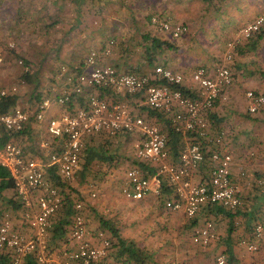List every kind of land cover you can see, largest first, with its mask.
<instances>
[{"label": "crops", "instance_id": "obj_1", "mask_svg": "<svg viewBox=\"0 0 264 264\" xmlns=\"http://www.w3.org/2000/svg\"><path fill=\"white\" fill-rule=\"evenodd\" d=\"M144 1H146L144 9L153 8L154 14L149 21H142L140 30L132 17L117 19L116 16L105 14L107 8H113L116 2L108 3L106 7L104 0H0V29H4L5 40H13L5 27V24H8L12 29L15 28L16 31L13 33L18 35V41L19 36L28 37L34 44L45 41V47L37 56L48 61L54 56L59 58L60 63L56 66L58 68L56 70L53 68L55 74L62 66L81 73L84 71V63L90 51L103 53L105 49L111 47L112 53L101 57V64L114 65L121 73L129 74H149L156 66L162 65L184 74L186 76L184 87L194 96L197 87L192 83V73L202 66L214 69L220 62L216 59L220 56L219 52L215 51L217 47L214 49L210 45L206 47L200 41L230 40L240 28L264 15V0ZM155 16L172 24H183L188 30L179 39H174L171 35L160 33L152 24V18ZM117 22L124 25L119 32L123 33L124 46L129 47V49L125 47L122 53L113 51L114 45L110 46L120 34L115 32L114 38V29L118 30L115 27ZM50 24L53 26L50 27ZM249 43L245 46L248 53L244 55H248L247 59L243 53L235 56L239 63L232 65L234 84L230 89L229 102L219 101L208 117L212 133L224 131L230 142L233 141L232 147L234 149L236 147V151L240 150V142L244 143L243 134L248 132L245 131L241 121V126L236 125L240 119V114L237 112L244 115L247 111V91H256V88L264 87L252 78L262 75L259 65L264 61V36L257 48L253 49ZM52 47L57 49L53 50ZM45 48L47 50H44ZM28 58L39 63V59L34 58L32 52L28 53ZM256 66L258 69H255ZM61 84L64 85V82L56 81L54 86ZM94 92L108 100L123 99L105 90L95 89ZM88 94L89 92L86 96ZM48 96L50 97L51 94ZM86 96L75 101L72 108L76 110L83 106ZM41 97L47 98L43 95ZM54 98L52 94L50 99ZM127 100L137 116L144 117L150 123L159 126L168 135L171 161L179 163L183 147L188 142L196 141L197 138L193 135L174 136L167 117L150 111L144 105V95L128 96ZM61 113L62 110L53 106L48 118L57 117ZM261 119L264 117L261 116ZM255 135L256 133L252 134ZM46 136L47 121L38 123L31 116L26 130L11 139L23 147L28 157L46 163V157L40 148V143ZM139 139L138 134L120 133L115 136L101 134L87 142L85 152H95V165L103 169L101 170L103 173H95V183H101L104 201L96 200L101 193L95 189L87 193L84 190L85 186H79L77 183L73 185L76 180L82 184L81 180H88L86 174H90V166L84 165L88 158L86 161L82 158L74 180H63L65 185L68 183L63 191L65 201L60 211L51 219V225L52 229L53 226L55 228L60 224L64 225L66 231L64 230L60 237L57 235L55 240L50 234L51 246L57 250L73 249V246H68L66 243V233L74 216V203L81 201L87 207V203L91 204L86 214L90 216V228L93 234L102 229L101 221L107 219V222L114 223L127 245L132 243L136 250L142 252L141 254H146L147 258L142 261L143 264H215L217 257L222 254L226 255L227 264H264V239L261 241L258 253H251L242 245L244 240L252 239L254 226L257 223H264V187L259 188L257 184V178L264 175V166L257 168L256 165H243L242 160L236 167L234 164L233 178L241 186L244 201V207L237 215H230L223 209L211 207L203 208L196 218L188 220L184 212H171L164 207L167 200L174 198L173 191L166 187L163 188L161 197L150 194L142 201H130L120 194V187H124L126 173L131 168L140 167L145 177L153 178L157 174L156 166L150 164L151 166L147 165L148 168L144 169L146 163H141L136 158V144ZM4 140H7V137H4ZM250 143L251 141L247 142L248 147ZM104 149L106 156H100L98 152ZM244 169L248 172L245 179L240 177V171ZM154 171L156 172L150 175ZM256 172H259L258 177L255 175ZM47 173L53 185H55L54 180L61 178L55 168H48ZM208 175L207 170L202 167L196 174L195 180L197 182L206 180ZM162 184L168 186L165 179L162 180ZM93 193L97 195L95 198L85 196ZM92 205H95L94 209ZM103 211L111 215L105 218ZM23 213L24 209L14 188L11 184L3 183L0 189V220L7 216L6 219L13 230L31 238L33 230L25 222ZM207 221L214 222L219 240L209 247H202L194 244L192 237L195 230ZM118 250V247L114 248L110 258L103 264H138L135 260L131 262L126 257H119Z\"/></svg>", "mask_w": 264, "mask_h": 264}, {"label": "built area", "instance_id": "obj_2", "mask_svg": "<svg viewBox=\"0 0 264 264\" xmlns=\"http://www.w3.org/2000/svg\"><path fill=\"white\" fill-rule=\"evenodd\" d=\"M152 24L160 33L174 39H179L188 30L183 24H172L157 16L152 18ZM263 30L264 15H260L240 28L227 43L224 57L216 68H197L191 75L192 83L197 87L194 96L191 91L186 94L182 89L186 81L184 74L162 65L149 74H129L121 73L112 65L101 64V57L112 53V48L108 47L103 53L92 50L81 73L62 66L54 78L64 85L54 99L42 98L34 111L18 106L6 114L0 113V168L8 172L24 209L23 218L33 230L32 237L28 238L13 230L7 216L4 217L0 220V254H11L9 264H27L29 258L36 264H103L110 258L115 240L102 229L93 234L90 216L81 201L74 203V216L66 233V243L73 249H53L50 243L51 219L60 211L65 197L64 189L51 183L48 168L57 169L62 180H74L87 142L101 134H138L136 158L158 170L153 178L145 177L140 167L128 170L122 189L126 199L142 201L150 194L161 197L162 180L165 179L174 194V198L164 203L166 210L182 211L188 220L196 218L203 208L219 206L237 215L244 207V201L241 186L232 174L235 157L226 133L213 134L208 117L219 101L227 103L230 100V89L234 84L232 65L237 48L249 43ZM113 44L111 42L110 46ZM16 50L17 43L5 40L4 31L0 30V66L5 63L6 51ZM18 65L24 74L32 72L31 65L23 59L18 60ZM95 89L121 97L144 95V105L150 111L166 116L173 132L184 137L193 135L198 140L188 142L181 151L179 163H175L171 161L168 135L159 126L137 116L127 103L95 94ZM18 92L17 86L3 89L0 98L18 96ZM84 95V105L74 110L73 103ZM246 100L250 115L264 111V93L249 90ZM53 106L62 113L48 118ZM31 116L38 123L47 121V136L40 143L46 163L28 157L23 147L11 139L26 130ZM4 137L7 140L3 141ZM207 161L210 162L208 180L197 182L196 174ZM258 162L264 165V150L252 149L242 158L243 165L255 166ZM247 176L245 169L240 171L241 178ZM257 184L259 188L264 187V175ZM96 196L95 193L91 195L92 198ZM263 239L264 223H257L252 239L244 240L242 245L249 252L258 253ZM218 240L212 221L196 229L192 237L193 243L202 247H209ZM215 264H227L226 255H219Z\"/></svg>", "mask_w": 264, "mask_h": 264}, {"label": "rangeland", "instance_id": "obj_3", "mask_svg": "<svg viewBox=\"0 0 264 264\" xmlns=\"http://www.w3.org/2000/svg\"><path fill=\"white\" fill-rule=\"evenodd\" d=\"M99 1H101V0H99ZM104 2H105L106 7L108 6V3H114V2L117 3L113 8H110V9L107 8V11L105 12V14H111L113 16H116L117 19L120 17L121 18L132 17L134 19L133 21H136V25L138 26L139 29L142 26V21H144V22L149 21V18H151V16L154 14L152 11L153 8L150 10H148L147 8L144 9V7L146 5V1H144V0H143V2L141 0H135V1H132V0H104ZM154 11H155V9H154ZM52 26H53V24H50V27H52ZM123 26H124L123 24H120L119 22H117L115 27L118 30L114 29V32H113L114 38L116 37L115 32L118 33L119 29H120V31H122ZM5 27L7 28V32H10L11 39L16 41L17 50L14 52L6 51L5 63L0 66V90L8 89V88L13 87V86H17L19 89V92H18L19 93L18 94L19 101H18L17 106H19L23 109H28V111L29 110L34 111L36 109L38 103L40 102V101H36V99H35L36 96L41 94V95H43V97H49L48 95L51 94V96L49 97V98H51L52 94L54 97L60 93L63 85L61 84L62 87L59 85L54 86L56 83V79L54 78V76H55L54 75L55 74L54 69L56 70L58 68V67L56 68V66L60 63V59L57 58L56 56H54L53 58H51V61H52V63H51V61H48V59H43L40 56H37L38 52L42 51L43 47H45V41H38V42H36V44H34V43H31V39H29L27 37V35H26L27 38H24V36H19V41H18V38H17L18 35H14V33H13L14 31H16L15 28L12 29L10 26H8V24H5ZM46 27H49V26H46ZM0 30L4 31L3 28ZM119 33L120 34L118 35V37L115 38L116 40L114 39L115 43L113 44L114 45L113 51L122 53L125 50L126 46H124L125 44L123 43V39H122L123 33L122 32H119ZM234 37L235 36H233L232 39H230V40H202L200 42H201V44H204L206 47H208L209 45L213 49H214V47H217L215 49V51L217 50L219 52L220 56H218L216 59H218V61L219 60L221 61L222 58L224 57L227 43L232 41ZM21 38H23V39H21ZM117 38H119V39H117ZM39 43H40V45H39ZM246 44L247 43L242 44L237 48L236 56L238 54H241V53H243V55L248 53V51L245 50ZM52 48H53V50L57 49L54 47H52ZM126 48L129 49L128 46ZM241 49L243 50L242 52L240 51ZM44 50H47V48H45ZM29 52L33 53L34 58L37 57L39 59V63H35L31 59L28 58ZM43 53H44V51H43ZM263 55H264V53H263ZM244 56H246L245 57L246 59L248 58V55H244ZM19 59H23L29 65H31L32 72L30 73V76L28 78V79H30V81H27V79L24 78V76H25L24 70L18 65ZM45 61H47V62L44 64ZM236 63H239V62L236 60V57H235L234 64H236ZM251 64H253L252 60H251ZM259 68H260V71L262 72V75H260L258 78H255V77H252V78L259 85H264V61H263V63H261L259 65ZM255 69H258V67L256 66ZM53 82H54V84H53ZM52 89H55L56 91L53 92ZM256 91L264 93V87L263 88L258 87V88H256ZM121 101L128 104L127 97H123V99ZM237 114H240V119H238V121H237V123L239 125L237 123H236V125L238 127L241 126V124H240V121H241V123H243V126L245 127V131H248V132L246 134H243L244 136L242 139H243L244 143H242V141L240 142V146H239L240 150L239 151L238 150L236 151V147H235V149H234V147H232L233 141L230 142L229 137L227 136V139H228L229 144H230V148L232 147L231 151L233 152L234 157H235V167L237 164H240L242 158L244 157V155L246 153H248V151H250L252 149L264 150V119H261V116L264 117V111L258 115H254V116L250 115L248 113V111H246L244 115H242L241 112H237ZM254 133H256V135L252 136V134H254ZM232 137L233 136H231V139H232ZM249 141H251V143L249 144L250 146L248 147L247 142H249ZM105 147H107V144L105 145ZM98 153L100 156H103V155L106 156V150L105 149L98 152ZM94 155H95V152H94ZM88 157H89V153L85 152L83 160L86 161V159ZM99 160H101V159H99ZM99 164H101V163L99 162ZM241 164H242V162H241ZM257 164H258V165H256L257 168L264 166V165H261L259 162ZM248 166H252V165H248ZM257 168H253V169H257ZM101 170H103L101 168V166H98V165L96 166L95 161H93L92 165H90V169H89L90 174L89 173L86 174L88 180H81V181H83V184L79 183L76 180V182H74L73 185H75L77 183L79 186L80 185L85 186L84 190L87 193H89L90 190L95 189V191L101 193V195L97 196L96 200L97 201H100V200L104 201L103 200L104 199L103 198L104 193L101 190L102 188H100L101 183H95V173H99V174L103 173V172H101ZM85 172H87V171H85ZM104 173H106V172H104ZM258 173L259 172H256L255 175L257 176ZM84 177H86V176L84 175ZM79 179H81V177ZM258 179L259 178H257V180ZM62 181L63 180H61L60 182H62ZM101 181L103 182V179ZM63 183L66 184L65 181H63ZM67 185H68V183H67ZM122 188L123 187H120V190H119L120 194H122ZM85 196L91 197V195H85ZM87 205H88V207L86 206V210H89V207H91L90 206L91 204L87 203ZM93 207H95V205H92V208ZM103 212H105V211H103ZM110 215H111L110 213H108V215H107L105 212L104 217L107 218V216H110ZM105 221H107V219H105Z\"/></svg>", "mask_w": 264, "mask_h": 264}, {"label": "trees", "instance_id": "obj_4", "mask_svg": "<svg viewBox=\"0 0 264 264\" xmlns=\"http://www.w3.org/2000/svg\"><path fill=\"white\" fill-rule=\"evenodd\" d=\"M263 36H264V31H262L259 34L255 35V37L251 39V41H250L249 44L252 45L253 49L254 48H257L259 42L262 41ZM29 76H30V74H25L24 78L27 79V81H30V79H28ZM182 89H184V92L186 94H190V91L187 90L185 87L182 88ZM35 99H36V101H41L42 97H41V95H38ZM18 101H19L18 96L8 97V98H0V113L1 114H6V113L10 112L12 109H14V108L17 107ZM172 133H174V136L175 135L176 136L178 135L177 133H175L173 131H172ZM93 161H95V155H94V152L92 151V152H89V157L87 159V162L84 165L90 166ZM147 165L148 166H151L150 163L145 164V166H147ZM145 166L143 167L144 169L145 168H148V166L147 167H145ZM202 167L205 168L207 170V172L209 173L210 162L207 161ZM155 172L156 171H154L150 175H153ZM8 175L9 174H8V172L6 170L0 168V189L2 188V184L3 183L11 184L12 185V188H14L13 187V183L8 178ZM147 177L150 178L149 176H147ZM59 180L61 181L60 178L57 179V180H54L55 186H58V187L64 189L66 187V185L64 183L60 182ZM207 180H208V178H207ZM164 187H166L167 189H171V187L169 185L167 186L166 184H164L162 188H164ZM218 208L227 211L223 207H220L219 206ZM228 214L233 215L230 212H228ZM101 227H102L103 230L109 232L110 235L115 240L116 243L114 244V248H117L118 247V249H119L118 250L119 251L118 252V256L119 257H126L131 262H132V260H135L136 263L138 262V264H143L142 261L147 258L146 254H141L142 252H139L138 250H136L134 248V246L132 245V243H130V244L127 245L125 243V240L122 239V236L120 234V231L115 227V224L114 223H111V222L109 223L107 221H101ZM64 230H65L64 225L61 226V224H60V226L58 225L55 228L53 226V229L50 230V234L53 236V239H54V238L57 237V235H58V237H60L66 231V230L65 231ZM51 247L54 249L53 246H51ZM10 261H11V254L10 253L3 252V253L0 254V264H9ZM27 264H36V263L34 262V260L32 258H29L28 261H27Z\"/></svg>", "mask_w": 264, "mask_h": 264}]
</instances>
